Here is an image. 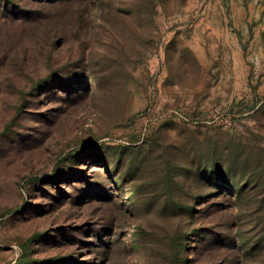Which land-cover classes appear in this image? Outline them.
<instances>
[{"label": "rangeland", "instance_id": "obj_1", "mask_svg": "<svg viewBox=\"0 0 264 264\" xmlns=\"http://www.w3.org/2000/svg\"><path fill=\"white\" fill-rule=\"evenodd\" d=\"M0 264H264V0H0Z\"/></svg>", "mask_w": 264, "mask_h": 264}]
</instances>
